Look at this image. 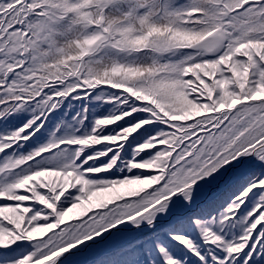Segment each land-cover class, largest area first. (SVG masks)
I'll return each instance as SVG.
<instances>
[{
	"label": "snow or ice",
	"instance_id": "6c2138e0",
	"mask_svg": "<svg viewBox=\"0 0 264 264\" xmlns=\"http://www.w3.org/2000/svg\"><path fill=\"white\" fill-rule=\"evenodd\" d=\"M0 264H264V0H0Z\"/></svg>",
	"mask_w": 264,
	"mask_h": 264
}]
</instances>
